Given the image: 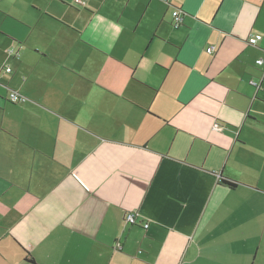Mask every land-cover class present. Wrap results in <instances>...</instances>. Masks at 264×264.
I'll list each match as a JSON object with an SVG mask.
<instances>
[{"label":"crops","instance_id":"crops-1","mask_svg":"<svg viewBox=\"0 0 264 264\" xmlns=\"http://www.w3.org/2000/svg\"><path fill=\"white\" fill-rule=\"evenodd\" d=\"M85 2L0 27V264H264V0Z\"/></svg>","mask_w":264,"mask_h":264},{"label":"rangeland","instance_id":"rangeland-1","mask_svg":"<svg viewBox=\"0 0 264 264\" xmlns=\"http://www.w3.org/2000/svg\"><path fill=\"white\" fill-rule=\"evenodd\" d=\"M51 0H0V27L17 35L26 22L33 21Z\"/></svg>","mask_w":264,"mask_h":264},{"label":"built area","instance_id":"built-area-1","mask_svg":"<svg viewBox=\"0 0 264 264\" xmlns=\"http://www.w3.org/2000/svg\"><path fill=\"white\" fill-rule=\"evenodd\" d=\"M71 6L73 8H76V9H83V8L86 7V2H85V0H71ZM173 17L175 19V22L172 24L173 28L179 29L182 26V19L180 18L179 10H175L173 12ZM262 38L263 37L260 34L250 36V38L248 40V43L251 46H256L262 40ZM207 52L209 54H213L215 52V47L214 46L209 47L207 49ZM257 64L261 66V65H264V62H263V60H259V61H257ZM5 72L6 73H11V69L10 68H5ZM251 84L253 86H255V87H258V83L256 81H251ZM9 100L12 103H14V104H22V103L27 102L28 99L25 96L19 95V94L15 93V92H10L9 93ZM219 129H220L219 125H215L214 126V130L215 131L219 130ZM139 216H140L139 213H129L126 216V222L134 225V224H136V218L139 217ZM148 227H149L148 224L144 225L145 229H148ZM116 247H117V250H120L122 246H121V244L118 243Z\"/></svg>","mask_w":264,"mask_h":264},{"label":"trees","instance_id":"trees-1","mask_svg":"<svg viewBox=\"0 0 264 264\" xmlns=\"http://www.w3.org/2000/svg\"><path fill=\"white\" fill-rule=\"evenodd\" d=\"M222 184L223 185H226V186H229V187H234V184H231L229 181H222ZM31 263H33V262H31Z\"/></svg>","mask_w":264,"mask_h":264}]
</instances>
